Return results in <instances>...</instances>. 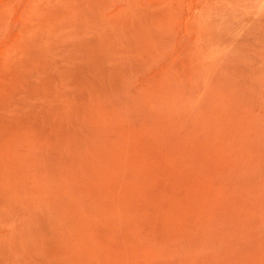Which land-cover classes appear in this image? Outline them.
Returning <instances> with one entry per match:
<instances>
[{
	"label": "rangeland",
	"instance_id": "obj_1",
	"mask_svg": "<svg viewBox=\"0 0 264 264\" xmlns=\"http://www.w3.org/2000/svg\"><path fill=\"white\" fill-rule=\"evenodd\" d=\"M0 264H264V0H0Z\"/></svg>",
	"mask_w": 264,
	"mask_h": 264
}]
</instances>
